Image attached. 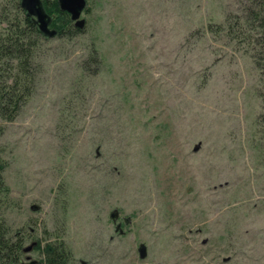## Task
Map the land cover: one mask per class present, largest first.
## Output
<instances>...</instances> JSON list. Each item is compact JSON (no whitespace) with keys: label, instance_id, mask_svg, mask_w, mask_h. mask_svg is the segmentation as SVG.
<instances>
[{"label":"rangeland","instance_id":"obj_1","mask_svg":"<svg viewBox=\"0 0 264 264\" xmlns=\"http://www.w3.org/2000/svg\"><path fill=\"white\" fill-rule=\"evenodd\" d=\"M242 2L87 0L82 31L41 41L0 133V219L24 245L45 229L68 264H264V76L225 29Z\"/></svg>","mask_w":264,"mask_h":264},{"label":"trees","instance_id":"obj_2","mask_svg":"<svg viewBox=\"0 0 264 264\" xmlns=\"http://www.w3.org/2000/svg\"><path fill=\"white\" fill-rule=\"evenodd\" d=\"M43 2L46 11L53 12L52 26L57 25L59 30L56 36H72L82 31L85 23L81 28L75 26L69 13L59 9L56 0ZM242 3L244 16L230 14L226 33L238 44H246L251 49L250 55L263 77L264 0H244ZM43 39L30 17L23 12L19 0H0V133L4 129L3 122L13 120L34 91L38 72L35 58ZM4 167L5 163L0 159V201L8 197L9 192L2 174ZM32 235L29 228L11 230L4 219H0V264H18L24 242L35 237ZM47 235L44 229L43 234L35 238L40 255L38 264H68L71 255L64 241L58 237L50 240Z\"/></svg>","mask_w":264,"mask_h":264},{"label":"water","instance_id":"obj_3","mask_svg":"<svg viewBox=\"0 0 264 264\" xmlns=\"http://www.w3.org/2000/svg\"><path fill=\"white\" fill-rule=\"evenodd\" d=\"M60 10H64L69 13L70 19L77 27H82L85 23L84 18H80L82 10L86 7L87 0H56ZM19 4L25 13L29 16L31 21L35 24L36 29L44 37L56 36L59 30L52 26L53 14L46 11L43 0H19ZM199 147V142L193 146V150ZM117 211L113 210L109 213V216L113 221L117 218ZM119 226L117 224L116 228ZM36 242L33 241L30 244L23 247L24 251H29ZM138 256L140 258L145 256V245L139 243L137 247ZM226 260V258H225ZM37 260H31V263H35Z\"/></svg>","mask_w":264,"mask_h":264},{"label":"flooded vegetation","instance_id":"obj_4","mask_svg":"<svg viewBox=\"0 0 264 264\" xmlns=\"http://www.w3.org/2000/svg\"><path fill=\"white\" fill-rule=\"evenodd\" d=\"M120 227V223L119 226L117 228ZM30 229V228H29ZM31 231V230H30ZM32 232V231H31ZM36 242V240H34ZM33 242V241H32ZM31 243V242H30ZM29 243V244H30ZM26 245H23V247H25ZM23 247L21 249V255L19 257L18 260V264H38L39 263V259L34 258L30 255V251H32L33 249H36V243L32 246V248L29 251H24ZM31 260H37L35 263H31Z\"/></svg>","mask_w":264,"mask_h":264}]
</instances>
